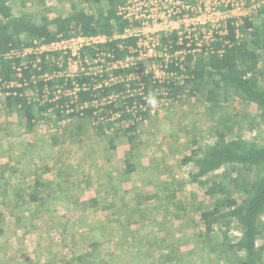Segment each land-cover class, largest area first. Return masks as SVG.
<instances>
[{"label":"rangeland","instance_id":"obj_1","mask_svg":"<svg viewBox=\"0 0 264 264\" xmlns=\"http://www.w3.org/2000/svg\"><path fill=\"white\" fill-rule=\"evenodd\" d=\"M10 1L16 15L32 13L38 21L99 8L92 0ZM148 93L157 104L148 103L132 149L123 132L111 147L110 130L120 122L111 129L86 123L78 138L72 130L78 119L57 120L51 110L45 116L52 120L43 115L29 129L0 92V264H164L166 255L180 264H208L194 210L203 195L181 159L195 139L213 143L220 131L264 142V117L234 92L212 102L200 94ZM127 161L136 167L131 173ZM240 234L236 225L230 237Z\"/></svg>","mask_w":264,"mask_h":264},{"label":"trees","instance_id":"obj_2","mask_svg":"<svg viewBox=\"0 0 264 264\" xmlns=\"http://www.w3.org/2000/svg\"><path fill=\"white\" fill-rule=\"evenodd\" d=\"M92 1L99 5L97 13L80 9L69 16H42L38 21L32 13L16 15L10 0H0V84L20 83L3 90L5 105L24 115L29 129L51 110L57 120L78 119L72 128L78 138L84 134L86 123L111 129L120 122L119 130H110L111 147L115 148L114 139L123 132L134 149L138 124L149 112L147 95L151 88L172 98L205 95L211 102L222 93L234 92L255 104L264 117V5L240 26L229 24L222 38L204 44L195 53L186 52L183 59H174L168 70L175 74L167 73L163 78L153 72L129 77L133 67L112 68L111 74L117 80L109 84L104 82L110 78L105 70L44 78L46 72L67 68L64 60L60 65L61 53L22 54L25 49L60 37L106 34V42L97 48L82 49L81 57L85 60L99 56L113 61L123 59L129 46L136 43L135 38L113 37L128 26L118 12L124 0ZM177 40L176 32L163 36L162 46L168 45L171 51L187 47L186 41L178 44ZM76 83V92L67 93L75 89ZM30 88L38 91V99L26 93ZM60 88V96L54 99ZM46 91L49 99L43 101ZM218 135L213 143L202 144L195 139L190 153L181 159L189 171L188 181L198 186L203 195L194 207L199 240L208 248V264H264V242L259 243L264 236V142L225 131ZM191 162L193 170L188 169ZM126 166L129 173L136 168L129 161ZM3 178L0 170V203ZM37 192L32 195L33 200L38 198ZM236 225L241 234L234 240L230 232ZM3 232L4 214L0 209V234ZM230 255H236V260L232 261ZM180 263L181 260L166 255L164 264Z\"/></svg>","mask_w":264,"mask_h":264},{"label":"built area","instance_id":"obj_3","mask_svg":"<svg viewBox=\"0 0 264 264\" xmlns=\"http://www.w3.org/2000/svg\"><path fill=\"white\" fill-rule=\"evenodd\" d=\"M264 0H124L119 6V14L128 22L122 34H116L114 38H135L136 43L129 46L128 53L123 59L108 61L104 57H81V50L86 47L97 48L99 44L106 42L109 37L106 34L85 35L78 34L69 37H60L49 43H39L36 47L25 49L22 54L32 52H59L61 53L60 65L66 61L67 68L62 71L46 72L44 78L54 75L76 76L80 72L96 73L91 71L92 66L105 70L110 74L104 82L109 84L117 80L111 74L112 68L133 67L132 74L141 75L153 72L166 75L175 74L169 71V64L174 59H183L186 52L200 51L204 44L220 39L227 34L229 24L240 26L246 17H251L261 6ZM177 33V43L187 47L171 51L168 45L162 46L163 36ZM193 44H195L193 46ZM64 60V61H63ZM142 63V64H140ZM87 65V66H86ZM74 66L72 70L71 67ZM19 76L21 69L18 67ZM98 70V71H100ZM27 85V83L25 82ZM20 86L17 82H4L0 84V92ZM101 83L98 84L100 86ZM76 92L78 84H74ZM27 91V90H26ZM62 89L57 90L58 98ZM36 97L39 98L38 91ZM48 91L43 96V101L48 100Z\"/></svg>","mask_w":264,"mask_h":264},{"label":"clouds","instance_id":"obj_4","mask_svg":"<svg viewBox=\"0 0 264 264\" xmlns=\"http://www.w3.org/2000/svg\"><path fill=\"white\" fill-rule=\"evenodd\" d=\"M147 99H148V103H149L151 106H153V107L156 106L157 101H156V99H155L154 96H151V95H150Z\"/></svg>","mask_w":264,"mask_h":264}]
</instances>
